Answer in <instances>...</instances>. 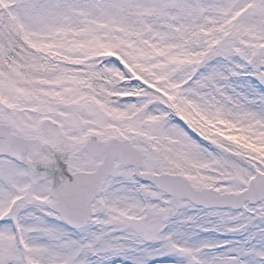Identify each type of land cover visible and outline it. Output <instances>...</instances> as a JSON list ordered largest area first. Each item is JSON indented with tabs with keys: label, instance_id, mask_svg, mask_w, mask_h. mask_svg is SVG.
Wrapping results in <instances>:
<instances>
[{
	"label": "snow or ice",
	"instance_id": "obj_1",
	"mask_svg": "<svg viewBox=\"0 0 264 264\" xmlns=\"http://www.w3.org/2000/svg\"><path fill=\"white\" fill-rule=\"evenodd\" d=\"M0 264H264V0H0Z\"/></svg>",
	"mask_w": 264,
	"mask_h": 264
}]
</instances>
